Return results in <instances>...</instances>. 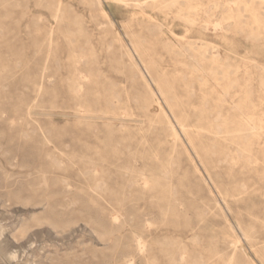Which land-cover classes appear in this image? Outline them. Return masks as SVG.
Instances as JSON below:
<instances>
[{
	"label": "rangeland",
	"instance_id": "obj_1",
	"mask_svg": "<svg viewBox=\"0 0 264 264\" xmlns=\"http://www.w3.org/2000/svg\"><path fill=\"white\" fill-rule=\"evenodd\" d=\"M122 1L0 0V264H264V0Z\"/></svg>",
	"mask_w": 264,
	"mask_h": 264
},
{
	"label": "bare ground",
	"instance_id": "obj_2",
	"mask_svg": "<svg viewBox=\"0 0 264 264\" xmlns=\"http://www.w3.org/2000/svg\"><path fill=\"white\" fill-rule=\"evenodd\" d=\"M94 1H96V0H94ZM119 1H122V0H119ZM141 1H142V0H141ZM149 1H150V0H149ZM151 1H152V0H151ZM153 1H154V0H153ZM115 2H116V1H115ZM122 2H123V1H122ZM126 2H127V1H126ZM134 2H135V1H134ZM250 2H251V1H250ZM99 3H100V2H99ZM99 3H98V5H99ZM149 3H150V2H149ZM158 3H159V2H158ZM141 4H142V3H141ZM153 5H154V4H153ZM127 6H128V5H127ZM139 6H140V5H139ZM142 6H143V4H142ZM170 6H171V5H170ZM99 7H100V6H99ZM99 7H98V8H99ZM143 7H144V6H143ZM247 8H248V7H247ZM99 10H100V9H99ZM102 11H103V10H102ZM104 13H105V12H104ZM253 15H254V14H253ZM105 16H106V15H105ZM131 16H132V15H131ZM106 17H107V16H106ZM108 23H109V22H108ZM109 25H110V24H109ZM113 27H114V26H113ZM217 32H218V31H217ZM139 45H140V44H139ZM185 48H186V47H185ZM141 50H142V49H141ZM186 50H187V49H186ZM188 50H189V47H188ZM192 51H193V50H192ZM192 51H191V52H192ZM193 52H194V51H193ZM149 53H150V52H149ZM143 54H144V53H143ZM195 54H196V53H195ZM205 55H206V54H205ZM145 56H146V55H145ZM208 58H209V56H208ZM218 58H219V57H217V59H218ZM153 59H155V58H153ZM151 61H152V60H151ZM209 61H210V60H209ZM211 62H212V61H211ZM212 64H213V62H212ZM220 64H221V63H220ZM221 65H222V64H221ZM227 66H228V65H227ZM153 67H154V66H153ZM194 71H195V69H194ZM161 72H162V70H161ZM160 77H161V76H160ZM153 78H154V77H153ZM155 79H156V78H155ZM163 79H164V77H163ZM167 85H168V84H167ZM169 85H170V84H169ZM122 88H123V87H122ZM170 88H171V85H170ZM173 88H175V87H173ZM149 91H150V90H149ZM172 91H173V90H172ZM189 92H190V91H189ZM191 92H192V91H191ZM151 96H152V95H151ZM153 97H154V96H153ZM150 98H151V97H150ZM150 98H149V99H150ZM188 98H189V97H188ZM232 98H234V97H232ZM153 100H155V99L153 98ZM186 100H187V99H186ZM186 100H185V101H186ZM189 100H190V99H189ZM145 101H146V100H145ZM149 101H150V100H149ZM181 101H182V100H181ZM150 102H151V101H150ZM182 102H184V100H183ZM182 102H181V103H182ZM184 103H185V102H184ZM186 103H187V102H186ZM190 103H191V101H190ZM236 103H238V102H236ZM145 104H147V103H145ZM151 104H152V103H151ZM189 105H190V104H189ZM148 106H149V105H148ZM184 106H185V105H184ZM184 106H183V107H184ZM187 106H188V105H187ZM254 106H255V105H254ZM176 107H177V106H176ZM185 107H186V106H185ZM255 107H256V106H255ZM146 108H147V107H146ZM220 108H221V107H220ZM149 109H150V108H149ZM151 109H152V108H151ZM160 109H161V108H160ZM185 109H186V108H185ZM192 109H193V108H192ZM161 110H162V109H161ZM174 110H175V109H174ZM187 110H188V109H187ZM169 111H170V110H169ZM216 111H218V108H217ZM162 112H163V111H162ZM179 112H180V111H179ZM186 112H187V111H186ZM194 112H195V111H194ZM170 113H171V112H170ZM183 113H184V112H183ZM256 113H257V112H256ZM161 114H163V113H161ZM166 114H167V113H166ZM199 114H201V113H199ZM212 114H213V113H212ZM192 115H193V114H192ZM204 115H205V114H204ZM204 115H203V116H204ZM209 115H210V114H209ZM215 115H216V114H215ZM249 115H250V114H249ZM184 116H185V115H184ZM184 116H183V117H184ZM189 116H191V115H189ZM211 116H213V115H211ZM220 116H221V115H220ZM164 117H165V116H164ZM193 117H194V116H193ZM196 117H197V116H196ZM206 117H207V116H206ZM208 117H209V116H208ZM208 117H207V118H208ZM213 117H214V116H213ZM260 117L262 118V116H260ZM191 118H192V117H191ZM201 118H202V117H201ZM182 119H183V118H182ZM196 119H197V118H196ZM213 119H214V118H213ZM219 119H220V118H218V120H219ZM262 119H263V118H262ZM166 120H167V119H166ZM187 120H188V119H187ZM187 120H186V123H187ZM203 120H204V119H203ZM218 120H217V122H218ZM225 120H226V119H225ZM227 120H228V119H227ZM238 120H239V119H238ZM241 120H242V119H241ZM255 120H256V119H255ZM247 121H248V120H247ZM252 121H253V120H252ZM168 122H169V121H168ZM203 122H204V121H203ZM205 122H206V121H205ZM234 122H235V121H234ZM234 122H232V123H234ZM236 122H237V121H236ZM184 123H185V121H184ZM198 123L200 124V121H199ZM221 123H223V122H221ZM243 123H244V122H243ZM189 124H190V123H189ZM196 124H197V123H196ZM199 124H198V125H199ZM210 124H211V123H210ZM223 124H224V123H223ZM225 124H227V123H225ZM244 124H245V123H244ZM186 125H188V123H187ZM202 125H203V124H202ZM204 125H205V124H204ZM207 125H208V124H207ZM230 125H231V124H230ZM230 125H229V126H230ZM235 125H236V124H235ZM178 126H179V125H178ZM211 126H212V125H211ZM224 126H225V125H224ZM242 126H243V125H242ZM252 126H253V125H252ZM263 126H264V125H263ZM196 127H197V126H196ZM207 127H209V126H207ZM225 127H226V126H225ZM225 127H224V128H225ZM230 127H231V126H230ZM244 127H245V126H244ZM256 127H257V126H256ZM171 128H172V127H171ZM222 128H223V127H222ZM224 128H223V129H224ZM257 128H258V127H257ZM173 129H174V128H173ZM173 129H172V131H170V132H173ZM249 129H251V128H249ZM253 129H254V128H253ZM185 130H186V129H185ZM214 130H215V129H214ZM224 130H226V129H224ZM228 130H229V129H228ZM234 130H235V129H234ZM258 130H259V129H258ZM192 131H193V130H192ZM212 131H213V129H212ZM219 131H220V129H219ZM222 131H223V130H222ZM232 131H233V130H232ZM242 131H243V130H242ZM245 131H246V130H245ZM188 132H189V131H188ZM209 132H211V131H209ZM217 132H218V131H217ZM235 132H236V131H235ZM256 132H257V131H256ZM182 133H183V132H182ZM191 133H192V132H191ZM194 133H195V132H194ZM212 133H213V132H212ZM259 133H260V131H259ZM259 133H258V134H259ZM262 133H263V132H262ZM170 134H171V133H170ZM192 134H193V133H192ZM202 134H203V132H202ZM219 134H221V133H219ZM243 134H244V133H243ZM247 134H249V133H247ZM253 134H254V133H253ZM255 134H257V133H255ZM173 135H174V134H173ZM215 135H216V134H215ZM237 135H238V134H237ZM239 135H241V134H239ZM239 135H238V136H239ZM188 136H189V135H188ZM195 136H196V135H195ZM200 136H201V135H200ZM204 136H205V135H204ZM251 136H252V135H251ZM196 137H197V136H196ZM196 137H195V138H196ZM201 137H202V136H201ZM213 137H214V136H213ZM215 137H216V136H215ZM173 138H174V136H173ZM205 138H206V137H205ZM209 138H210V137H209ZM252 138L254 139L253 136H252ZM217 139H219V138H217ZM217 139H216V140H217ZM237 139H239V138H237ZM259 139H260V138H259ZM206 140H207V138H206ZM209 140H210V139H209ZM176 141L178 142L179 139H176ZM222 141H223V140H222ZM225 141H226V140H225ZM239 141H240V140H239ZM241 141H242V140H241ZM244 141H245V140H244ZM177 142H176V143H177ZM189 142H190V141H189ZM208 142H209V141H208ZM218 142H219V141H218ZM229 142H230V141H229ZM233 142H234V141H233ZM233 142H232V143H233ZM236 142H237V141H236ZM259 142H260V141H259ZM209 143H210V142H209ZM224 143H225V142H224ZM252 143H253V142H252ZM254 143H255V142H254ZM254 143H253V144H254ZM207 144H208V143H207ZM215 144H217V143H215ZM226 144H227V143H226ZM226 144H225V145H226ZM235 144H236V143H235ZM245 144H246V143H245ZM248 144H249V143H248ZM205 145H206V144H205ZM208 145H209V144H208ZM212 145H213V144H212ZM206 146H207V145H206ZM210 146H211V145H210ZM210 146H209V147H210ZM251 146H252V145H251ZM221 147H222V146H220L219 149H220ZM223 147H224V146H223ZM223 147H222V148H223ZM216 148H217V147H216ZM226 148H227V147H226ZM235 148H236V147H235ZM237 148H238V147H237ZM246 148H247V147H246ZM214 149H215V147H214ZM242 149H243V148H242ZM249 149H252V150H253V148H249ZM202 150H203V147H202ZM243 150H246V149H243ZM200 151H201V150H200ZM203 151H204V150H203ZM208 151H209V150H208ZM219 151H220V150H219ZM224 151H226V150H224ZM224 151H222V152H224ZM233 151H234V150H233ZM246 151H247V150H246ZM253 151H254V150H253ZM257 151H258V150H257ZM227 152H228V151H227ZM238 152H240V151L238 150L237 153H238ZM261 152H263V150H262ZM204 153H205V151H204ZM214 154H216V153H214ZM218 154H219V153H218ZM229 154H230V153H229ZM229 154H227V155H229ZM234 154H235V153H234ZM246 154H247V153H246ZM246 154H244V155H246ZM253 154H254V153H253ZM257 154H258V153H257ZM210 155H211V154H210ZM212 155H213V154H212ZM223 155H224V154H223ZM235 155H236V154H235ZM240 155H241V154H240ZM248 155H249V154H248ZM213 156H215V155H213ZM219 156H220V155H219ZM225 156H226V155H225ZM229 156H230V155H229ZM257 156H258V155H257ZM223 157H224V156H223ZM226 157H227V156H226ZM251 157H252V156H251ZM251 157H250V158H251ZM209 158H210V157H209ZM211 158H212V157H211ZM218 159H219V158H218ZM230 159H231V158H230ZM242 159H243V158H242ZM257 159H258V157H257ZM223 160H224V159H223ZM223 160H222V161H223ZM246 160H247V159H246ZM246 160H245V162H246ZM225 161H226V160H225ZM228 161H229V160H228ZM247 161H248V160H247ZM217 162H218V161H217ZM238 162H239V161H238ZM248 162H250V159H249ZM205 163H206V161H205ZM228 163H229V162H228ZM224 164H225V163H224ZM224 164H223V165H224ZM246 164H247V163H246ZM246 164H244V165H246ZM211 165H213V164H211ZM215 165H216V164H215ZM217 165H218V164H217ZM225 165H226V164H225ZM225 165H224V166H225ZM230 165H231V164H230ZM230 165H229V166H230ZM242 165H243V164H242ZM247 165L249 166V164H247ZM247 165H246V166H247ZM234 166H235V165H234ZM210 167H212V166H210ZM231 167H232V166H231ZM256 167H257V166H256ZM212 168H213V167H212ZM212 168H209V169L212 170ZM226 168H228V166H227ZM240 168H241V167H240ZM251 168H252V166H251ZM207 169H208V168H207ZM229 169H230V168H229ZM249 169H250V167H249ZM246 170H247V169H246ZM257 170H258V169H257ZM213 171H214V170H213ZM231 171H232V170H231ZM251 171H252V170H251ZM216 172H217V171H216ZM242 172H243V171H242ZM254 172H255V171H254ZM249 173H251V172H249ZM245 174H248V173L245 172ZM212 175H213V174H212ZM248 175H249V174H248ZM254 175H257V174H254ZM215 176H216V175H215ZM251 176H253V174H252ZM251 176H250V177H251ZM213 177H214V176H213ZM255 177H256V176H255ZM259 177H260V176H259ZM260 180H261V179H260ZM239 183H240V182H239ZM229 185H230V184H229ZM233 186H234V185H233ZM229 187H230V186H229ZM231 187H232V186H231ZM231 187H230V188H231ZM221 188H222V187H221ZM226 188H227V187H226ZM232 188H234V187H232ZM243 189H244V188H243ZM245 189H246V188H245ZM245 189H244V190H245ZM228 191H229V189H228ZM241 192H242V191H241ZM241 194H242V193H241ZM224 195H226V194H224ZM235 195H236V193H235ZM237 195H238V194H237ZM226 196H227V195H226ZM229 197H230V196H229ZM229 197H228V198H229ZM216 207H217V206H216ZM251 219H252V218H251ZM251 219H250V220H251ZM241 220H242V219H241ZM250 220H249V221H250ZM253 220H254V219H253ZM249 221H248V222H249ZM251 222H252V221H251ZM254 222H256V221L254 220ZM257 222H258V221H257ZM261 224H262V223H261ZM252 225H253V224H252ZM46 227H47V226H46ZM259 227H261V226H259ZM261 229H262V228H261ZM248 236H249V235H248ZM256 238H257V237H256ZM262 238H263V237H262ZM237 239H238V238H237ZM254 239H255V238H254ZM259 239H260V238H259ZM139 240H140V239H139ZM235 240H236V239H235ZM236 241H237V240H236ZM232 242H234V241H232ZM142 243H143V242H142ZM228 243H229V242H228ZM228 243H227V244H228ZM238 243H239V242H238ZM138 244H139V242H138ZM234 244H235V243H234ZM250 244H252V243H250ZM257 244H258V243H257ZM259 244H260V243H259ZM231 245H232V244H231ZM237 245H238V244H237ZM254 245H255V244H254ZM136 246H137V245H136ZM135 248H136V247H135ZM142 248H143V247H142ZM234 249H236V248L234 247ZM258 249H259V247H258ZM142 251H144V249H143ZM237 251H238V250H237ZM256 251H258V250L256 249ZM260 251H262V250L260 249ZM140 252H141V251H140ZM138 253H139V252H138ZM231 254H232V253H231ZM129 255H130V254H129ZM235 255H236V254H235ZM186 258H188V257H186ZM231 259H232V258H231ZM230 261H231V260H230ZM203 263H204V262H203ZM203 263H201V264H203ZM229 263H230V262H229V260H228V264H229ZM131 264H132V261H131ZM182 264H183V263H182Z\"/></svg>",
	"mask_w": 264,
	"mask_h": 264
}]
</instances>
